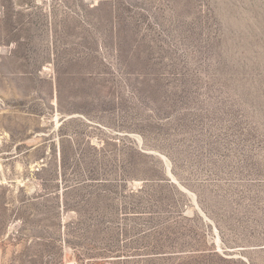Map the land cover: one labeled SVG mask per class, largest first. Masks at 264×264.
<instances>
[{
	"label": "rangeland",
	"instance_id": "obj_1",
	"mask_svg": "<svg viewBox=\"0 0 264 264\" xmlns=\"http://www.w3.org/2000/svg\"><path fill=\"white\" fill-rule=\"evenodd\" d=\"M0 264H264V0H0Z\"/></svg>",
	"mask_w": 264,
	"mask_h": 264
}]
</instances>
